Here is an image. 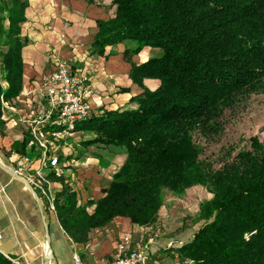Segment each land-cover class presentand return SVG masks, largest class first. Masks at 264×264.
<instances>
[{"label": "trees", "instance_id": "1", "mask_svg": "<svg viewBox=\"0 0 264 264\" xmlns=\"http://www.w3.org/2000/svg\"><path fill=\"white\" fill-rule=\"evenodd\" d=\"M12 4L9 25L0 24V126L1 98L18 89L22 67V8ZM111 5L113 16L100 22L92 47L159 49L130 70L134 83L155 79L158 85L76 124L75 130L92 134L85 145L109 147L124 161L91 213L88 204L77 203L70 185L53 192L60 227L83 243L92 229L116 217L152 226L166 193L179 196L199 185L211 197L199 204L190 240L176 249L180 258L193 264H264V146L251 137L249 147L225 151L227 159L215 165L202 156L198 141L223 133L225 110L264 94V0H112ZM29 139L13 141L10 151L31 158ZM0 264L13 263L0 253Z\"/></svg>", "mask_w": 264, "mask_h": 264}, {"label": "crops", "instance_id": "2", "mask_svg": "<svg viewBox=\"0 0 264 264\" xmlns=\"http://www.w3.org/2000/svg\"><path fill=\"white\" fill-rule=\"evenodd\" d=\"M12 1L0 0L3 29L10 23ZM111 1L15 0L22 8L18 25L22 67L18 89L1 98L0 253L18 260L19 264H74V256L81 264H111L115 246L124 235L129 236L132 248L144 251L148 264H186L176 249L190 240L198 224L176 223L175 214L179 207L189 209L185 205L188 191L202 186H191L179 196L169 193L171 196L164 199L152 226H139L127 218L116 217L108 225L92 229L85 242L76 243L62 230L56 214L47 209L36 190L7 172L14 171L28 181L38 168L39 148L30 142L27 144L28 151H32L29 163L24 161L27 157L11 152L10 148L13 141H21L26 136L31 139L26 119L44 104L42 78L53 72L58 64L64 63L89 75L94 90L90 98L92 112L125 106L144 88L157 87L155 79H143L138 85L130 78L132 66L146 61L156 49L143 47L137 53H129L124 43L101 49L92 47L100 22L113 16ZM86 139H79L82 147ZM72 152L70 147H57L61 176L52 177L50 167L43 169V174H48L52 193L59 191L64 183L70 185L77 203L88 204L86 210L91 213L96 200L104 195L113 173L123 163L124 155L115 156L103 169L98 157ZM210 197L207 192L197 202L194 212ZM171 203L175 205L170 206ZM47 254L49 260L45 262Z\"/></svg>", "mask_w": 264, "mask_h": 264}, {"label": "built area", "instance_id": "3", "mask_svg": "<svg viewBox=\"0 0 264 264\" xmlns=\"http://www.w3.org/2000/svg\"><path fill=\"white\" fill-rule=\"evenodd\" d=\"M41 88L44 104L26 119L31 136L30 145L41 150L40 162L34 174L27 179L33 189L40 192L47 209L55 213L53 193L43 169L50 167L55 176L62 174V169L58 166L59 157L56 154L58 142L71 135L76 124L90 115L92 112L90 98L94 90L85 71L64 63L58 64L53 72L43 76ZM24 161L30 162L28 158ZM130 243L128 235H124L117 242L111 264H148L144 251L132 248ZM5 257L13 264H19L16 259ZM184 261L186 264L193 263L190 259ZM74 264H81L76 256Z\"/></svg>", "mask_w": 264, "mask_h": 264}, {"label": "rangeland", "instance_id": "4", "mask_svg": "<svg viewBox=\"0 0 264 264\" xmlns=\"http://www.w3.org/2000/svg\"><path fill=\"white\" fill-rule=\"evenodd\" d=\"M111 7H113L114 11V6L111 5ZM158 54L159 49H156L151 56H156ZM222 124L224 128L221 135L209 141L198 138L199 145L203 149L202 156H206L213 160L215 165L227 159H223L226 157L224 155L225 151L228 150L232 154H235L239 149L249 147L251 137H255L264 146V94H252L234 107L225 110L222 115ZM72 134L60 140L58 146L70 147L73 151L72 154L76 155L91 157L100 156L103 169L109 165L110 161L114 159L115 156L122 155L119 152L111 150L109 147L101 148L96 144H84L82 147L79 144V139L83 137L87 139L90 138L92 134L89 131L75 130ZM33 166L34 164L30 166L31 169H33ZM169 193L165 194L164 199L172 195V193L171 195H169ZM188 193L189 195L186 196L185 205H187L189 209L182 210V207H179L178 212L175 214V222L179 224L183 223L184 226H195L197 224L193 225L196 215L194 209H196L197 202L207 195V191L203 187H197L192 188ZM174 205L175 204L172 203L170 204V206Z\"/></svg>", "mask_w": 264, "mask_h": 264}, {"label": "water", "instance_id": "5", "mask_svg": "<svg viewBox=\"0 0 264 264\" xmlns=\"http://www.w3.org/2000/svg\"><path fill=\"white\" fill-rule=\"evenodd\" d=\"M1 166V165H0ZM7 172H9L10 174L14 175L15 177L23 180L30 188H32L31 184L24 178H22L21 176H19L17 173H15L14 171H11V170H7ZM38 199V197H36ZM49 260V254L46 255L45 257V262H48Z\"/></svg>", "mask_w": 264, "mask_h": 264}]
</instances>
